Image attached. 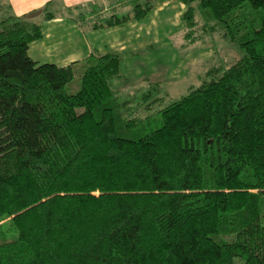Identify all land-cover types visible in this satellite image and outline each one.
I'll use <instances>...</instances> for the list:
<instances>
[{
	"label": "trees",
	"instance_id": "obj_1",
	"mask_svg": "<svg viewBox=\"0 0 264 264\" xmlns=\"http://www.w3.org/2000/svg\"><path fill=\"white\" fill-rule=\"evenodd\" d=\"M126 1L89 27L159 0ZM182 2L179 50L236 58L213 44L178 98L149 82L123 98L115 54L34 62L40 23L0 2V264H264V0Z\"/></svg>",
	"mask_w": 264,
	"mask_h": 264
},
{
	"label": "crops",
	"instance_id": "obj_2",
	"mask_svg": "<svg viewBox=\"0 0 264 264\" xmlns=\"http://www.w3.org/2000/svg\"><path fill=\"white\" fill-rule=\"evenodd\" d=\"M8 12L17 17H29L40 23L43 37L29 45L28 55L36 63L66 67L89 57L92 53L115 54L120 58L121 78L112 82L120 93L142 88L145 83L170 85L188 89L196 84L194 67L204 52L211 51L212 43L194 50H179L174 38L184 28L187 6L182 0H159L155 9L141 21L93 30L89 27L92 13L105 7L111 13L125 9L124 0H0ZM46 9V10H45ZM56 18L45 20V13ZM105 12V13H106ZM99 13V12H98ZM101 15L105 16L106 14ZM82 16L84 21L79 19ZM36 17V18H35ZM38 19V20H36ZM203 60L201 62H204ZM198 63V64H197ZM196 65V66H194ZM197 79V76H196Z\"/></svg>",
	"mask_w": 264,
	"mask_h": 264
},
{
	"label": "rangeland",
	"instance_id": "obj_3",
	"mask_svg": "<svg viewBox=\"0 0 264 264\" xmlns=\"http://www.w3.org/2000/svg\"><path fill=\"white\" fill-rule=\"evenodd\" d=\"M133 7H134V3H129V5L127 6V8H125V9H118L117 10V13L118 14H126V13H128V12H130V11H132L133 10ZM29 16V18H33V16H35V13H33V14H30V15H28ZM36 18V17H35ZM36 20H38V19H36ZM214 45H216V47H217V50H218V52H219V55L220 56H222V57H227V54H229V57H230V59H232V58H236V53L234 52V50H233V48L231 47V49H230V44L228 43V42H226V41H222V42H216V44L215 43H213ZM204 45V44H203ZM196 47H194V48H192V50H194ZM191 50V49H190ZM187 51H189V50H187ZM215 52H214V55H215V53H216V50H214ZM235 53V54H234ZM209 54H211V51H207V52H204V54H203V57H201V55L200 54H198V57L199 58H204V59H201L198 63H203V62H201V61H203V60H206L207 58H209L208 57V55ZM211 58V57H210ZM197 63V64H198ZM201 64H199L198 66H200ZM194 66H196V65H194ZM201 68V67H200ZM193 70H194V72H193V74L195 75V81H196V83H197V79H196V76H198V73H197V68L196 67H194L193 68ZM200 71V70H199ZM198 71V72H199ZM79 83V82H78ZM78 83H76V85H75V87H76V89H75V92H77L78 90H79V84ZM165 89V88H164ZM170 90H171V92L173 93L172 94V96L174 97V98H178V97H180V96H182V95H186V94H188V92H189V89H186L185 87H180V86H173V85H170V88H169ZM132 92H134V90H131L129 93H132ZM125 95H127V93H123L121 96L124 98L125 97ZM94 195L95 196H98L99 195V193L97 192V193H94Z\"/></svg>",
	"mask_w": 264,
	"mask_h": 264
}]
</instances>
